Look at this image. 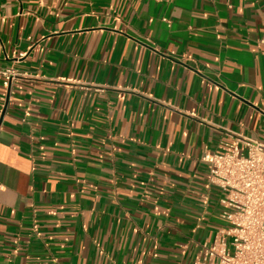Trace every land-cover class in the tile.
I'll use <instances>...</instances> for the list:
<instances>
[{
    "label": "crops",
    "instance_id": "0c3cea01",
    "mask_svg": "<svg viewBox=\"0 0 264 264\" xmlns=\"http://www.w3.org/2000/svg\"><path fill=\"white\" fill-rule=\"evenodd\" d=\"M262 39L264 0H0V264H192Z\"/></svg>",
    "mask_w": 264,
    "mask_h": 264
},
{
    "label": "built area",
    "instance_id": "2783aa9c",
    "mask_svg": "<svg viewBox=\"0 0 264 264\" xmlns=\"http://www.w3.org/2000/svg\"><path fill=\"white\" fill-rule=\"evenodd\" d=\"M5 74L8 81L15 71ZM202 160L210 186L221 191L225 225L201 244L192 264H264V142L236 137Z\"/></svg>",
    "mask_w": 264,
    "mask_h": 264
}]
</instances>
